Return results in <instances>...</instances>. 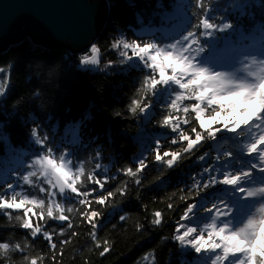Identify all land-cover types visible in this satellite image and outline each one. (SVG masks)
<instances>
[{
    "label": "trees",
    "instance_id": "16d2710c",
    "mask_svg": "<svg viewBox=\"0 0 264 264\" xmlns=\"http://www.w3.org/2000/svg\"><path fill=\"white\" fill-rule=\"evenodd\" d=\"M108 2V23L95 42L101 53L99 65L80 66L77 56H91V48L85 54L50 51L30 39L0 54V87L5 91L0 96V193L6 192V184L11 183L15 186L13 191L47 201L49 198L38 191L36 184L25 185L21 177L31 170L27 165L48 148L59 162L61 145L65 144L76 146L66 157L72 160L73 171L84 165L86 176L94 175L104 182L101 189L81 176L80 191L88 193L86 205H81L71 192L54 197L65 209H73L66 212L73 225L71 229L64 222L31 217L34 224H41L52 234L55 249L42 235L33 238L29 230L9 221L2 211L0 242L8 236L27 239L33 254L42 258V264H212L215 253H197L187 243L191 238L181 243L176 236L184 228H194L196 237L203 233L207 239L204 223L210 222L219 210L232 207L233 194L228 186L217 184L198 194L193 190V180L203 179L207 183L205 166L215 168L210 174L218 178H222L224 171L249 169L250 165L241 159L246 155L240 144L251 133L240 137L223 130L220 122L214 125L221 129L215 139L202 142L174 167L155 162V141L161 144V154L182 146V142L171 144L178 134L159 123L170 111L167 105L174 96L175 85L161 86L155 95L151 90L141 95L143 77L151 75V71L136 58L121 63L122 49L112 47L121 39L141 44L155 42L165 47L198 22L192 13L201 17L205 13L195 7L196 0ZM203 2L214 23L234 25L230 30L215 29L212 35L201 36L205 48L203 62L217 61L229 48L249 51L264 46V0ZM133 99H141L150 106L147 115H133L129 111ZM14 100L17 106L12 108ZM89 101L94 105L90 107ZM117 112L120 115H115ZM192 126L181 124L189 134ZM34 129L36 136L31 135ZM37 136L44 141L43 147L36 143ZM226 150L233 152L232 159L227 161L223 155ZM201 155L205 156L203 161L199 160ZM140 159L145 160L146 167L135 176L127 175L125 169L131 167L135 171ZM39 186L51 191L46 184ZM109 191L113 196L107 197L104 204L96 203L99 196H107ZM213 204L218 207L213 208ZM189 205L193 206L192 211L185 217ZM90 211L99 213L94 218L95 228L84 218ZM156 211L162 214L160 224L153 223ZM9 213L25 216L23 210ZM93 233L96 239L92 238ZM22 255L27 253L14 258Z\"/></svg>",
    "mask_w": 264,
    "mask_h": 264
},
{
    "label": "snow or ice",
    "instance_id": "6c2138e0",
    "mask_svg": "<svg viewBox=\"0 0 264 264\" xmlns=\"http://www.w3.org/2000/svg\"><path fill=\"white\" fill-rule=\"evenodd\" d=\"M195 7L200 9L202 13H205L202 17L197 13H192L193 16H196L198 19L197 23H192L188 30L174 42L168 43L165 47H161L158 43L155 42H145L138 43L133 40L124 44L126 55L122 56L124 59L121 63L130 61L133 58L139 59L143 62L144 67L151 71V75H145L142 80V89L151 90L155 95L156 92L165 86L166 88L169 85H175L173 89L174 96L171 98L167 107L170 110L168 114L163 115L162 119L159 120V123L164 128H170L172 133H177L176 138L171 140V144L175 145L182 142L180 149L175 151H163L161 154L160 148L161 144L159 141H155L154 147V161L166 165L168 168L174 167L185 154L192 153L202 142L208 139H215L217 134L221 131L219 127H214L218 123L222 122L224 127L223 130L235 133L240 137H244L247 133H251L250 138L247 140H241V146L244 151V154L251 157L255 155L258 158V163H253L249 169L241 171H224L222 173V178L213 176L210 173L216 171L215 168L209 169L207 166L204 167L203 172L207 175V183L203 179L199 181L193 180L194 188L198 194L201 189L206 192L212 186L220 184L225 186H232L237 192L242 194L246 199H258L259 203L257 205H264V184L252 185L245 187L244 184L251 179L254 175V170H258L262 175H264V107L258 106L255 100H246L244 99V92L247 89L241 90L239 92L233 93L228 96L214 98L210 103H220L224 102H234L235 107L232 113L228 115H220L217 112L213 116H207L204 112L202 106L197 105V99H203V94L194 91V86L198 85L199 82L205 78L212 79L208 77L207 69L204 67L193 68V65L196 64V59L193 58V52H200L201 50L205 51L203 43L201 41L202 35H212V31L219 29L223 32L226 29L230 30L234 25L232 23L222 22L221 24L214 23L206 14V6L203 0H196ZM203 29V32L200 31ZM122 42V41H121ZM117 42V43H121ZM98 48H94L93 52H97ZM127 50H130V54ZM81 61L84 65H99L100 61L98 55L96 56H82ZM105 67H108L106 65ZM195 72V76L191 79L188 76H185L184 79H180L179 74L181 72L187 73L189 70ZM3 69H0L2 72ZM158 76V78H157ZM260 88L264 90V84L260 85ZM185 90L181 93L180 90ZM5 91L3 87H0V96H3ZM185 95H193L194 98L181 99ZM259 93H257L258 99ZM185 101H194L192 103L185 104ZM131 103H134L143 108V114L147 115V110L150 108L149 105L145 107L144 104H141L138 99H133ZM177 104H179L180 109L176 110ZM191 105L192 107H188ZM241 109H247V112L241 111ZM138 111V109H134ZM181 117L183 119L181 120ZM191 118V119H190ZM181 124H192L195 127H191V134L189 132L182 130ZM198 125V126H196ZM253 125L255 130H253ZM247 130V131H246ZM34 136H36V130H33ZM38 145L44 146V141H42L37 136ZM51 149L48 148L46 152L51 153ZM225 161L232 159L233 152L231 150H226L224 152ZM37 162H40L39 155H37ZM205 159L204 155L199 157L200 161ZM219 159V157H217ZM67 158L63 160L59 159L57 162L53 158V155H45L43 157V162L45 164V172L48 170L52 171L53 176H59L60 180L57 181V184H60V181H63L65 177H71L70 180L66 182V186H53L51 182H46V176H41L43 180H40L38 183H24L25 185H34L38 186V191L44 193L49 199H36L30 198L29 195L22 194L19 191H13L14 185L11 183L6 184L7 191L0 193V211L9 212L10 210H23L25 214V219L27 223L23 226L24 229L30 231V233L35 232L33 238H38L40 235L49 242V246L53 249L56 248V244L52 243L53 236L49 231L44 230L41 224L33 223L31 217L37 216L39 220H56L64 222L67 224V229L73 227L72 223L69 220V216L66 215V212L69 211V208L65 209L62 203L58 202L55 199L56 206L60 208L61 214L57 218L56 214L52 213L50 217H45L42 212L39 210V207L45 205L49 201L53 200L54 197L63 195L66 192H71L74 196L79 198V203L81 205H86L88 203L87 197L88 193H81L80 186L81 180L76 181L74 176V171H69L65 167ZM101 166L96 165V168L99 169ZM146 167L144 159L138 161V167L135 171L131 167L125 169L127 175L135 176L138 172ZM27 178L26 175H22ZM34 179V178H33ZM88 180H91L94 184L98 185L101 189L104 188V182L97 179L94 175H89ZM76 181V182H74ZM139 183V181H137ZM39 184H46L49 186L52 191L48 190V187L39 186ZM11 192V195L7 193ZM54 194V195H53ZM113 196V192L109 191L107 196H99L96 200L98 204H104L107 200V197ZM19 199V203L17 200ZM183 199V197H181ZM5 205H7L5 207ZM27 205V207H26ZM170 206V205H169ZM191 205L188 206L187 211L184 213L186 217L188 212L192 211ZM217 206L213 204V208ZM35 210H39L38 212ZM207 212L211 213V208L205 209ZM99 215L96 211L86 212L84 218L92 224L93 228L96 227L94 223V218ZM161 212H155V219L153 220L154 224L161 223ZM223 216V214H220ZM121 221L125 220L124 216L120 217ZM215 228V234L218 238V241L227 242L228 246H225V243L218 241H211L210 238L205 239L203 234H200L196 237L195 240H191L190 246L197 252H212L215 253V256L212 260V264H248L249 260H255L256 264H264V235H258L253 233V238L251 239H241V244L239 247H232L231 242L228 240V237L238 238L239 237V228H242L243 225L240 224L238 227L226 228L223 225L216 224L213 226ZM196 229L188 228L183 235L176 236V239L181 243H184L185 240L190 236L191 233L195 232ZM63 235V231L61 232ZM92 238L96 239L95 233L92 234ZM188 241V240H187ZM203 241V243H201ZM256 249V254H252V249ZM108 249L105 247L104 252H107ZM104 252H101V255H104ZM32 264H40V260L36 259L35 256L32 258Z\"/></svg>",
    "mask_w": 264,
    "mask_h": 264
},
{
    "label": "clouds",
    "instance_id": "9594fccd",
    "mask_svg": "<svg viewBox=\"0 0 264 264\" xmlns=\"http://www.w3.org/2000/svg\"><path fill=\"white\" fill-rule=\"evenodd\" d=\"M118 42L121 43L113 44L112 47L121 48L122 50L120 51L119 55L125 56L126 51L124 48V44L128 42L123 39L119 40ZM90 48L91 56L98 55L99 49H97V52H93V49L97 48L96 43H92L90 45ZM82 56L84 55L77 56V59L80 62V66L84 65L81 61ZM193 58L197 61L196 64L193 65V68L204 67L207 69L208 77H212V79L205 78L201 80L198 85L194 86L195 92L203 94V99H197V105L202 106L207 116H213L217 112H219L222 116L232 113L235 107L234 102L221 101L220 103H210V101H212L214 98L218 99L220 97L228 96L244 89H247V91L244 92V99L255 100L258 106L264 107V90L260 88V85L264 84V46L249 51H241L235 56L220 63H204V50H201L198 53L194 51ZM185 76H188V78L191 79L195 76V72L190 69L187 73L181 72L179 74V77L182 80ZM147 91L149 90L141 91L140 94L143 95V93ZM180 91L181 93L185 92V90L183 89ZM257 93H259L258 99ZM190 98H194V96L185 95L182 97L180 102L182 103L183 99ZM138 100L141 104H143V101L141 99ZM93 105L94 102L89 101V106L91 107ZM144 105L145 107L147 106V104ZM11 106L12 108H15L17 106L15 100L12 101ZM188 107L192 106L188 105ZM134 109H138V111ZM176 110H181L179 104H177ZM129 111L133 115H137L138 113H143L144 109L139 108V106L134 103H131L129 105ZM241 111L247 112V109H241ZM115 115H120V113L117 112L115 113ZM182 119L183 117H181V120ZM193 127H195V125ZM31 135L34 136L33 131ZM36 143H38L37 138ZM65 149L67 151H65ZM75 150L76 146H69L66 144L61 145V155L58 157V159L63 160L68 156L69 153H72ZM45 155H53V151H51V153L41 152L39 155L40 162H37V158H35L31 161V163L27 165V168L31 170L27 171V178L23 176L21 177L23 182L38 183L41 176H46V182H51L53 186H66V182L70 180L71 177H65L64 180L60 181V184L58 185L57 181L60 180L59 176H53L51 170H48L47 173L45 172V164L43 162V157ZM65 167L68 168L69 171H72V160L67 159ZM74 176L76 178V181H79L81 176H84L85 179H87L89 175L86 176L85 167L84 165H81L74 171ZM39 210L47 217H50L52 213H56L57 218H59V215L61 214L60 208L56 206L54 198L53 200L49 201L47 205L39 207ZM69 211H71V208H69ZM230 212V208L228 209V211L219 210L216 214L211 216L210 222L204 223V231L207 232V238H210V242L218 241V238L215 234V228L213 227L214 225L219 223L226 228L231 227L230 222L220 220V214H223L224 217H228ZM4 215L8 217L9 221L14 222L21 228H23V226L27 223L25 216H13L9 212H4ZM241 224L243 225V227L238 229L239 237L235 239L231 236L228 237V240L231 242L232 247H239L241 244V239L247 240L253 238V233L264 235V205H260L258 207L256 206L254 210L246 215ZM34 235L35 232H32L31 236L33 237ZM195 239L196 236H193L187 241V243H190L191 240ZM218 242L225 243V246H228L227 242L225 241ZM201 243H203V241H201ZM251 251L253 255L256 254L255 248H253ZM22 253H27V255H22L18 259L14 258L17 254ZM33 256H35L36 259L40 260L42 264V258L38 253H36L35 255L33 254L30 248V243L27 239H14L12 236H8L3 242H0V264H32ZM248 264H256V261L250 259Z\"/></svg>",
    "mask_w": 264,
    "mask_h": 264
},
{
    "label": "water",
    "instance_id": "95a60500",
    "mask_svg": "<svg viewBox=\"0 0 264 264\" xmlns=\"http://www.w3.org/2000/svg\"><path fill=\"white\" fill-rule=\"evenodd\" d=\"M109 14L108 0H0V54L26 39L46 50L85 54L106 28Z\"/></svg>",
    "mask_w": 264,
    "mask_h": 264
},
{
    "label": "rangeland",
    "instance_id": "374dc122",
    "mask_svg": "<svg viewBox=\"0 0 264 264\" xmlns=\"http://www.w3.org/2000/svg\"><path fill=\"white\" fill-rule=\"evenodd\" d=\"M180 37L181 36H179L177 39H179ZM239 52H241V50L237 51L236 49L229 48L225 53H221L219 55V57H221V58H218L219 61L218 60L212 61L209 59L205 61L204 63H208V64L220 63V62H223L235 56ZM246 160L251 165L253 163H258V158L255 155L251 157L247 156ZM259 184H264V175H262L258 170H256L255 174L253 175V178L248 180L244 184V186L248 187V186L259 185ZM228 187L231 188L230 190L235 192L234 196H236V198L234 197V200L232 201V207L230 208L231 212L229 216L228 217L220 216V220L230 222V226L235 228V227H238L243 222V219L246 217V215H248L252 210H254V208L258 205L259 201L258 199H246L242 194L237 192L232 186H228ZM50 190L52 191L51 188ZM224 211H228V210H224ZM185 231H187V229L185 228L182 229L181 235H183ZM193 236H195V233H191L188 238H192Z\"/></svg>",
    "mask_w": 264,
    "mask_h": 264
}]
</instances>
